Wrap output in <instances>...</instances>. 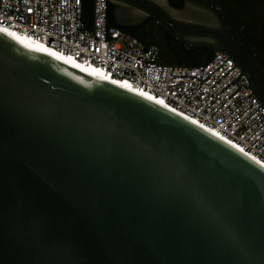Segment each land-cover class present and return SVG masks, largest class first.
<instances>
[{"label": "water", "instance_id": "1", "mask_svg": "<svg viewBox=\"0 0 264 264\" xmlns=\"http://www.w3.org/2000/svg\"><path fill=\"white\" fill-rule=\"evenodd\" d=\"M226 52L264 103V55L218 0H107ZM199 124L0 31V264H264V167Z\"/></svg>", "mask_w": 264, "mask_h": 264}, {"label": "built area", "instance_id": "2", "mask_svg": "<svg viewBox=\"0 0 264 264\" xmlns=\"http://www.w3.org/2000/svg\"><path fill=\"white\" fill-rule=\"evenodd\" d=\"M108 5L94 1L89 26L83 0H0V29L42 43L109 81H121L264 165V103L235 60L220 51L199 65L163 64L158 45H146L109 24Z\"/></svg>", "mask_w": 264, "mask_h": 264}, {"label": "trees", "instance_id": "3", "mask_svg": "<svg viewBox=\"0 0 264 264\" xmlns=\"http://www.w3.org/2000/svg\"><path fill=\"white\" fill-rule=\"evenodd\" d=\"M95 0H83V17L90 26L92 23L93 6ZM177 8L183 5V0H170ZM115 6L108 5V22L110 25L120 27L123 31L137 38L146 45L155 44L160 47L159 62L163 64H176L194 66L208 62L214 56L209 49L187 50L184 45L171 36L156 20L149 19L142 25L135 27H122L117 25L113 10Z\"/></svg>", "mask_w": 264, "mask_h": 264}, {"label": "flooded vegetation", "instance_id": "4", "mask_svg": "<svg viewBox=\"0 0 264 264\" xmlns=\"http://www.w3.org/2000/svg\"><path fill=\"white\" fill-rule=\"evenodd\" d=\"M232 14L241 33L264 55V0H218Z\"/></svg>", "mask_w": 264, "mask_h": 264}, {"label": "bare ground", "instance_id": "5", "mask_svg": "<svg viewBox=\"0 0 264 264\" xmlns=\"http://www.w3.org/2000/svg\"><path fill=\"white\" fill-rule=\"evenodd\" d=\"M6 33H12V35L11 36H13V37H15V38H17V39H20V40H22V41H24V42H27V43H29V44H31V45H33V46H35V47H37V48H40V49H42V50H46V51H48V52H50V53H52V54H54V55H56V56H59V57H61V58H63V59H65V60H68V61H70V62H72V63H74V64H76V65H78V66H80V67H82V68H84V69H86V70H88V71H90V72H92V73H94V74H96V75H99V76H101L102 77V75H101V73H97L94 69H91V68H87V67H83V66H81L75 59H73V58H71V57H67V56H65V55H63V54H60V53H58V52H56V51H54V50H51V49H49V48H47V46H45L44 44H42V43H37V42H32V41H29L27 38H25V37H22L20 34H18V33H14L13 31H11V30H8ZM107 80H109V79H107ZM110 81H113L112 79H110ZM114 82H117L118 84H122V82L121 81H114ZM132 90V89H131ZM139 94H141V93H139ZM142 95V94H141ZM143 96H145V95H143ZM146 97V96H145ZM148 98V97H147ZM150 99V98H149ZM179 114V113H178ZM182 116H184V115H182ZM186 118V117H185ZM188 118V117H187ZM214 133V132H213ZM215 134V133H214ZM218 136V135H217Z\"/></svg>", "mask_w": 264, "mask_h": 264}, {"label": "snow or ice", "instance_id": "6", "mask_svg": "<svg viewBox=\"0 0 264 264\" xmlns=\"http://www.w3.org/2000/svg\"><path fill=\"white\" fill-rule=\"evenodd\" d=\"M77 3H79V0H77ZM28 11H32V9L31 8H29L28 9ZM0 31H3V32H7V30L6 29H0ZM7 34H9V35H12V33H7ZM252 159L253 160H255V158L254 157H252ZM257 163H259V161H256ZM262 167H264V165H261Z\"/></svg>", "mask_w": 264, "mask_h": 264}]
</instances>
